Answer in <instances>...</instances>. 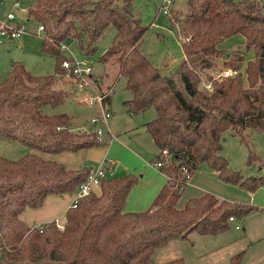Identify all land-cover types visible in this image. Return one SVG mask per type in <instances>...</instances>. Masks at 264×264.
<instances>
[{"label": "trees", "instance_id": "obj_1", "mask_svg": "<svg viewBox=\"0 0 264 264\" xmlns=\"http://www.w3.org/2000/svg\"><path fill=\"white\" fill-rule=\"evenodd\" d=\"M35 0L27 8L41 30L39 50L54 57V71L33 74L17 60L0 82V138L17 141L33 151L17 158L0 154V264H185L182 257L153 261L156 247L191 231L213 234L228 227L229 216L241 217L253 205L231 202L213 193L188 198L177 205L186 185L183 168L191 177L205 160L226 181L250 190L264 184V175L244 176L233 170L221 154L222 132L230 129L249 145L250 132L264 131V12L258 0H187V11L176 16L183 59L176 69L162 73L141 48L148 26L131 13V0ZM176 24L175 22H173ZM116 29L100 61L115 59L132 95L124 100L131 113L154 107L156 115L145 123L159 152L168 151L161 166L167 177L149 207L125 209L129 190L137 181L132 173L106 176L98 193L82 196L69 207L63 227L55 220L28 226L20 214L39 207L49 194L75 192L86 179L89 166L67 168L44 153L77 151L106 143L94 132L74 129L66 113H42L45 104L63 101L67 89L58 86L69 58L62 43L75 39L86 54L109 27ZM252 56L233 51L214 75V58L226 51L219 44L234 34ZM203 71V73H202ZM210 82L212 89L204 87ZM111 87L101 92L103 102ZM157 154L156 157H159ZM155 157V158H156ZM257 154L249 146L247 162ZM176 182V183H175ZM242 251L229 257L240 264ZM260 264H264L262 261Z\"/></svg>", "mask_w": 264, "mask_h": 264}, {"label": "rangeland", "instance_id": "obj_2", "mask_svg": "<svg viewBox=\"0 0 264 264\" xmlns=\"http://www.w3.org/2000/svg\"><path fill=\"white\" fill-rule=\"evenodd\" d=\"M34 1L0 0V18L4 19L5 15L11 11L16 18L8 22L15 24L18 21L25 26V32L21 37L0 39V82L8 76L11 62L14 60L22 62L33 74L40 75L54 71V57L39 50L41 36L38 33L42 32L38 21L24 12V9L29 8ZM169 1L166 3V0H131L132 16L139 18L142 24L148 26L142 36L141 48L164 74L173 72L184 57L181 47L182 37L175 18L176 16L181 18V14H185L187 0ZM258 1L262 4L264 12V0ZM121 3V0L116 2L117 5ZM165 7L168 8V13L163 12ZM115 32V27L109 26L97 40L96 49L91 54L84 53L75 39L66 41L69 50L65 49L67 51L64 52L67 56L91 60L92 80L88 81L86 87H80L71 77L61 73L58 86L68 90L63 101L55 106L45 104L40 110L42 113L70 115L74 122L73 128L76 129L78 124L89 122L91 117L101 115L108 109L111 114L106 124H98L102 130L100 137L106 141L99 146L105 148L104 157L116 162L113 174L121 176L132 173L137 178L129 190L125 209L141 211L150 206L166 182L168 173L156 165V160L154 161L160 152L145 125L156 115L154 107L131 113L124 104V100L130 98L132 92L125 87L126 77L119 74L116 60L110 59L103 62L99 59V56L112 43ZM244 41V36L239 33L226 37L219 44L226 51L214 58L215 65L210 68V72L216 75L219 68L224 67L223 58L228 57L233 51H243L247 58L251 57L252 51H247L242 46ZM202 83H205V80ZM110 87L109 98L103 102V105L99 100L92 103L87 100L88 97L105 92ZM249 135L248 145L230 129H225L222 132L221 154L228 159L229 166L233 170H237L244 176L264 175V131H253ZM14 142L25 146L20 142ZM249 146L257 154L256 159L250 163L247 162ZM169 174L172 182L177 179V176ZM99 189L100 187L97 186L93 188V191L98 193ZM204 192L213 193L219 198H225L234 203L253 205L255 209L244 216L236 217L240 225L239 229L234 222L229 221L226 229L213 234L191 231L187 238L169 240L161 246L167 254L169 253L166 259L182 257L185 264H226L227 250L232 241L238 240L243 245L242 249L246 248L245 260L253 250L264 246V184L250 190L239 183L226 181L207 161L203 160L199 162L187 181L177 205L182 207L188 198ZM251 241H254V245L250 250L247 248Z\"/></svg>", "mask_w": 264, "mask_h": 264}, {"label": "crops", "instance_id": "obj_3", "mask_svg": "<svg viewBox=\"0 0 264 264\" xmlns=\"http://www.w3.org/2000/svg\"><path fill=\"white\" fill-rule=\"evenodd\" d=\"M24 12L27 14V9H24ZM15 18L16 16L13 19ZM16 23H19V22L16 21ZM28 151H33V150L29 149L26 146H20L18 143L14 141L0 138V154L1 155H6L7 157H10V158H17ZM104 151H105V148L103 147L93 146L90 148L79 149L77 151H63L59 153H44L43 156H45L46 158L56 159L62 162L67 168H79L81 166L90 167L92 163H98L100 160L104 158V153H103ZM114 170L115 168L111 170L107 175L108 176L115 175L113 174ZM94 187H97V186H94ZM73 196H74V192L62 193V194H49L45 198L41 206L26 207L20 214V218L28 226L40 225L42 223H45L51 220H56L64 224L65 218H66V211L69 208V204ZM131 211H134V210H131ZM239 228L240 227H238V229ZM245 234L247 235L246 231H245ZM174 239H177V238H174ZM249 245L250 246L247 249H250L251 247H253L254 241H251ZM229 246L230 247L227 250L228 257L226 260V264H228L229 262V257L238 251H242V259H241L240 264H252V263L260 264L262 261H264V246L261 247L262 249L258 247L256 250H253V252L250 253V256L246 260L244 258V253H245L246 248L242 249L243 245H241V242L239 243L238 240H235V241H232L229 244ZM168 254L163 250V248H161V246H158L155 248L152 254L153 261L156 263H160V262L174 258V257H170L166 259V257L169 256Z\"/></svg>", "mask_w": 264, "mask_h": 264}, {"label": "built area", "instance_id": "obj_4", "mask_svg": "<svg viewBox=\"0 0 264 264\" xmlns=\"http://www.w3.org/2000/svg\"><path fill=\"white\" fill-rule=\"evenodd\" d=\"M170 2L169 0H166V3ZM165 3V4H166ZM168 8L165 7L163 9V12L168 13ZM15 17V14L13 12H8L6 14V17L0 18V39H16L22 36V34L25 32V26L20 23L10 24L8 21L12 20ZM39 29H43V25L39 24ZM61 48L64 51H67L65 49H68V46L66 43L61 44ZM69 50V49H68ZM62 67L64 70V73L71 77L76 83L77 86L80 87H86L88 85V81L92 80L91 78V60L86 59H78L70 55L69 58H65L62 60ZM234 74L236 73V70H233L231 68H226L221 71H219L216 75L219 74ZM204 87L208 90L212 89V85L210 82H205ZM89 103L94 102L95 100H99L100 103L103 105V94L96 93L92 95L90 98L87 99ZM110 111L108 109L104 110V112L101 115L93 116L89 120V122H85L82 124H78L76 126V129L83 130L87 132H94L97 136V138L101 139L100 135L102 134L101 128L98 126L99 123L106 124L107 118L110 116ZM159 157L154 158V161L157 166L161 168L164 162L167 161V155L168 151L166 149H162L159 153ZM116 166V162L113 159H110L108 157H104L102 160H100L96 165H92L89 167L88 174L85 180H83L77 190L74 192V196L69 204V207H76L79 199L87 195L88 193L93 191L94 186H99L102 179L107 174L113 170ZM183 168V173L185 176L186 184L187 181L190 179L189 173L185 167ZM168 178L171 179L170 174L168 173ZM180 179L178 177L175 181L177 182ZM172 180V179H171ZM175 182V183H176ZM56 221V220H55ZM229 221H232L235 223L236 228L240 227L238 222L236 221V217L233 215L229 216ZM56 224L58 227H63V224L59 221H56Z\"/></svg>", "mask_w": 264, "mask_h": 264}]
</instances>
